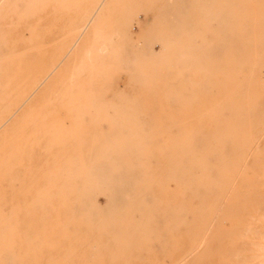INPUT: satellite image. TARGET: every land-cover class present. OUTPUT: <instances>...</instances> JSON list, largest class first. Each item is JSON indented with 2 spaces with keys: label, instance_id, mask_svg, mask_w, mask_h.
I'll return each instance as SVG.
<instances>
[{
  "label": "rangeland",
  "instance_id": "374dc122",
  "mask_svg": "<svg viewBox=\"0 0 264 264\" xmlns=\"http://www.w3.org/2000/svg\"><path fill=\"white\" fill-rule=\"evenodd\" d=\"M94 8L0 0V264H264V0Z\"/></svg>",
  "mask_w": 264,
  "mask_h": 264
},
{
  "label": "bare ground",
  "instance_id": "6f19581e",
  "mask_svg": "<svg viewBox=\"0 0 264 264\" xmlns=\"http://www.w3.org/2000/svg\"><path fill=\"white\" fill-rule=\"evenodd\" d=\"M93 2H94V11H93V13H92V15H91V17L87 20V24L89 25L90 23H91V21L94 19V21L96 20V26H98V23H100L102 20H103V15H104V12H103V14L101 13V9H105L107 6H109L110 4H113L114 2H115V0H93ZM106 5V6H105ZM129 26V25H128ZM128 26H124V28H123V33H127L128 32V30H129V27ZM122 27V26H121ZM97 28V27H96ZM95 28V29H96ZM122 29V28H121ZM85 30V29H84ZM96 31V30H95ZM82 34V33H81ZM87 34V33H86ZM90 35V34H89ZM134 35V34H133ZM131 36V35H130ZM133 37V36H132ZM78 41V40H77ZM73 46H74V44H73ZM73 46L71 47V49L68 51V53L66 54V55H64V57L62 58V59H60L59 60V62L58 63H61L62 61H64V59H65V57L70 53V51L72 50V48H73ZM106 48V47H105ZM104 48V49H105ZM109 48H111V47H109ZM108 55H111V54H108ZM74 59V58H73ZM72 59V60H73ZM53 71H51V73H52ZM36 83H37V81L36 82H34V87L36 86ZM43 84V82H40L39 84H38V86L37 87H40L41 85ZM248 85V84H247ZM78 87V86H77ZM38 89V88H37ZM36 92V91H35ZM231 94V93H230ZM87 96V95H86ZM30 98V97H29ZM17 102H15L14 104H16ZM18 104V103H17ZM16 104V105H17ZM17 108V107H16ZM13 109V108H12ZM12 109H9L8 110V112H7V114H10L7 118H6V120L5 121H7L10 117H11V115L13 114H15V112L16 111H18V110H12ZM12 115V116H13ZM25 115V114H24ZM12 130H13V127H8L7 129H6V132H5V134L3 135L5 138L3 139V144H1L0 145V149L2 148V149H5L6 148V146H7V144H8V141L9 140H11L12 139ZM246 133V132H245ZM242 135V134H241ZM223 138V137H222ZM247 138H248V141H250L251 140V138H252V136H250V135H247ZM264 140V139H263ZM242 141V140H241ZM253 141V140H252ZM255 141V140H254ZM218 143V142H217ZM245 146V145H244ZM253 147H254V144L252 145ZM249 147H250V145H249ZM251 149V148H250ZM258 149H259V147H258ZM258 149H257V151H258ZM256 151V152H257ZM248 152V151H247ZM254 158V157H253ZM252 158V159H253ZM253 161H255V160H253ZM13 178V177H12ZM262 195V194H261ZM257 196V195H256ZM260 196V195H259ZM260 202V201H259ZM181 204V203H180ZM241 212V211H240ZM159 230V229H158ZM157 231V230H156ZM237 231V230H236ZM259 231V230H258ZM148 232V231H147ZM153 232V231H152ZM159 232V231H158ZM232 239V238H231ZM153 241V240H152ZM219 241V240H218ZM262 249V248H261ZM253 251H255V250H253ZM255 256V255H254ZM257 257V256H256ZM264 263V262H263Z\"/></svg>",
  "mask_w": 264,
  "mask_h": 264
}]
</instances>
